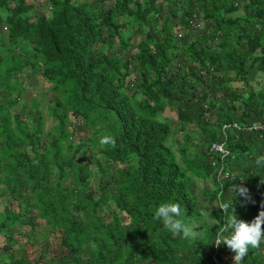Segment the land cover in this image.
I'll return each mask as SVG.
<instances>
[{
    "label": "trees",
    "instance_id": "obj_1",
    "mask_svg": "<svg viewBox=\"0 0 264 264\" xmlns=\"http://www.w3.org/2000/svg\"><path fill=\"white\" fill-rule=\"evenodd\" d=\"M44 5L35 17L33 3L0 0V264H227L232 250L214 249L222 202L247 222L264 210V141L246 131L264 121V0ZM31 72L53 99H23ZM163 202L181 204L192 236L163 228ZM239 264H264V243Z\"/></svg>",
    "mask_w": 264,
    "mask_h": 264
},
{
    "label": "clouds",
    "instance_id": "obj_2",
    "mask_svg": "<svg viewBox=\"0 0 264 264\" xmlns=\"http://www.w3.org/2000/svg\"><path fill=\"white\" fill-rule=\"evenodd\" d=\"M45 13L46 11L43 14ZM7 31L8 30L6 26H4V24H1L0 42L4 41V37L7 35ZM186 33L187 32L180 31V33L177 34V38L184 36ZM1 39H3V41H1ZM40 80L42 82L41 78ZM255 122L249 124L246 127V131L254 133L258 140L264 141V139L260 137L259 133L249 130V127ZM233 125H236L238 127L237 124H233ZM235 130L239 131L240 128L238 130L237 129ZM218 143L224 144L229 155L230 151L227 148L226 143L224 141ZM255 165L258 168L264 167V154L260 155L255 159ZM223 175L225 178H229L231 176L230 171H226ZM231 190L235 194L238 193L241 196H245L248 191L244 187H233ZM196 196L201 198L198 192H196ZM232 206L233 205L230 201L222 202L221 208L224 210V222L222 223L219 232L216 234V242H215L216 245L214 246V249L219 252L218 250L220 248L219 245H226L235 253L234 261L236 262V264H239V262H241L244 259V257L247 255L250 247H259L261 243H264V210H261L259 212V215L256 216L251 222H247L245 220L238 218L235 212L232 214H228V210L231 209ZM155 216L158 220L161 221L163 228L168 232H170L172 235L183 236L187 238L194 234V228L190 223L186 222V220L184 219L182 206L178 202L160 203L156 207ZM212 260L217 263V257L215 255L212 257Z\"/></svg>",
    "mask_w": 264,
    "mask_h": 264
},
{
    "label": "rangeland",
    "instance_id": "obj_3",
    "mask_svg": "<svg viewBox=\"0 0 264 264\" xmlns=\"http://www.w3.org/2000/svg\"><path fill=\"white\" fill-rule=\"evenodd\" d=\"M27 3H33L35 4V9L36 12L33 11L34 13V16H40L42 15L45 11H47L49 8L47 5H44L46 4V1L47 0H42L41 1V5H42V9L39 10V6H37V2L36 1H40V0H26ZM133 30L129 31V30H125L123 31L124 33L122 34L123 36V39L126 41L129 39L131 33H132ZM1 41H3V39H1ZM135 41V42H134ZM138 41V36L137 35H132L131 38H130V42L131 43H136ZM114 47H116V44L114 45ZM131 52H128L126 49L121 52V58L122 59H126L129 57ZM29 75V78H32L31 80H28L29 83L27 84V89H26V92L24 93L23 95V99L24 100H27L28 103L30 104L31 103V100L36 98V100L40 101V102H45L46 101H50L51 99H53L55 97V94L54 92H52L48 87H49V84H47V86L41 82L40 80V75L39 74H36L35 72H31L28 74ZM45 115H47L45 113ZM170 120V124H171V127L177 132L178 131V128H179V123H178V120H172V118L170 116H167ZM54 121L53 119H50L48 116H47V119L45 121V129L46 130H50L53 126H54ZM78 126V125H77ZM79 127V126H78ZM81 129V130H80ZM80 132H82V128H79ZM85 135V137H87V134H83V136ZM201 138V136H200ZM177 140L180 141V144H182L184 142V140H189L188 138V135H180L178 134V137L176 138ZM196 139H197V136H193L192 137V140H193V144H195L197 146V151H200L202 149V146L200 148V145L199 143L197 144L196 143ZM190 156L193 155V151H191L190 153ZM178 162L181 164L182 163V160L180 159V156L178 155ZM196 186H197V189L198 191H201V190H210L211 189V184L209 181H199L197 183H195ZM194 187V186H193ZM200 193V192H198ZM201 199L200 200V205L204 208H207L209 206V202L206 198H203L201 196ZM3 200V199H1ZM58 235L57 234H54L53 236H50V239H49V244H50V249L51 251L55 250L57 245H58ZM2 241V239H1ZM30 251H36V248L33 247L32 250L29 249L27 253H29ZM234 256H235V253L233 251H230V253H224L223 255V259L227 260V264H236V262L234 261ZM32 257H35V255H30V259Z\"/></svg>",
    "mask_w": 264,
    "mask_h": 264
},
{
    "label": "built area",
    "instance_id": "obj_4",
    "mask_svg": "<svg viewBox=\"0 0 264 264\" xmlns=\"http://www.w3.org/2000/svg\"><path fill=\"white\" fill-rule=\"evenodd\" d=\"M238 1V0H237ZM229 125H223V130L228 129ZM233 128L235 129H239L236 125H233ZM249 130L259 133L260 137H262L264 139V121L263 122H255L253 123L250 127ZM212 149L219 153L221 155V157H226L228 155V151L225 148L224 144H220V143H213L212 144Z\"/></svg>",
    "mask_w": 264,
    "mask_h": 264
},
{
    "label": "crops",
    "instance_id": "obj_5",
    "mask_svg": "<svg viewBox=\"0 0 264 264\" xmlns=\"http://www.w3.org/2000/svg\"><path fill=\"white\" fill-rule=\"evenodd\" d=\"M35 12H36V10H35ZM241 86V84L239 83V82H236V83H234L233 85H232V87H240ZM257 140V139H256ZM248 162V161H247ZM211 190H212V188H211Z\"/></svg>",
    "mask_w": 264,
    "mask_h": 264
}]
</instances>
